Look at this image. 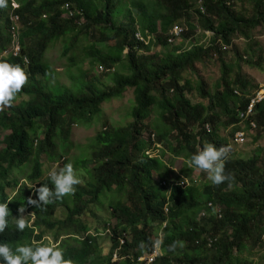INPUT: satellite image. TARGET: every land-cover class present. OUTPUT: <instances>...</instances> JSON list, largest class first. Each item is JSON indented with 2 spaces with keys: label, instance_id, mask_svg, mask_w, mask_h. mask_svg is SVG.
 I'll use <instances>...</instances> for the list:
<instances>
[{
  "label": "trees",
  "instance_id": "16d2710c",
  "mask_svg": "<svg viewBox=\"0 0 264 264\" xmlns=\"http://www.w3.org/2000/svg\"><path fill=\"white\" fill-rule=\"evenodd\" d=\"M20 1L15 10L22 24L20 52L1 61L21 66L28 81L19 93L24 95L22 102L0 113V203L10 197L3 185L17 182L11 179L14 169L32 183L53 188L51 181L43 178L42 157L48 164L61 159L60 148L70 141L74 128L97 124L104 115L103 105L123 98L129 90L134 91L135 105L132 123L123 127L104 123L90 156L76 161L73 168L80 174V183L74 186V194L33 209L38 220L34 225L42 232L33 235V227L22 232L15 228L18 209L28 206L30 191L23 188L8 203L11 214L0 242L14 249L19 244L40 242L44 236L55 242L65 237L60 247L70 264L71 258L80 264H111L117 250L120 255L150 251L152 224L170 219L181 225L173 227L164 242L166 255L155 264H264V157L259 153L225 164L229 180L244 188L232 199L224 193L215 195L218 190L213 187L205 194L196 184L175 186L166 213L170 189L157 184L158 177L164 181L171 174L165 161L169 155L172 164L186 161L181 174L193 180L188 164L191 155L207 144L226 147L229 140L222 132L233 128L234 136L242 129L239 113L247 109L251 90L258 86L240 69L234 74L233 64L226 60V48L244 38L246 47L243 52L233 47L234 57L262 66L264 56L256 49L263 50L257 31L259 27L264 30V0ZM66 2L74 11L67 18L63 16ZM9 7L10 0L7 7L0 8V51L11 39ZM176 26L184 31L172 37ZM208 32L213 34L211 43L202 45L196 37L200 33L204 38ZM59 39L65 42L64 55L73 51L66 66L71 86L50 82L57 71L45 55L50 44ZM156 48L162 50L145 55ZM214 60L223 67L216 89L197 70V64ZM95 66L104 69L103 76L110 77L112 86L100 80ZM74 68L77 75L72 74ZM189 73L198 80L189 79ZM192 95L203 101L194 103ZM255 109L258 128L264 132V100ZM249 127L247 122L246 129ZM8 129L10 133L2 137ZM157 152L161 157L154 156ZM16 186L10 187L15 190ZM210 194L220 204L222 218L205 217L206 224H197L196 216L205 204L202 197L209 199ZM107 216L119 221L110 248L101 246L96 237L108 227ZM183 225L188 233L184 249L175 242ZM127 233L133 239L121 245L119 239H126ZM203 234L215 241L214 247L195 245V239ZM173 243L175 249L169 250ZM253 250L263 253L255 256Z\"/></svg>",
  "mask_w": 264,
  "mask_h": 264
},
{
  "label": "clouds",
  "instance_id": "9594fccd",
  "mask_svg": "<svg viewBox=\"0 0 264 264\" xmlns=\"http://www.w3.org/2000/svg\"><path fill=\"white\" fill-rule=\"evenodd\" d=\"M69 3L70 2H66L63 5V16L65 18L74 15V11L71 9ZM21 4L22 3L20 0H10L9 19L11 24L10 26H8L9 28L8 31H10L11 33V39L7 43L5 48L0 51V113L12 107L13 103L22 102V100L20 101L18 99L20 97H22L23 99L24 97L20 96L19 93L21 92V89L28 81V76L25 70L21 66L13 65L8 62L1 61L2 59L9 57L10 55L16 56L20 52V43H19L18 35L20 32V28L22 27V24L20 20L21 16L18 13H16L15 10L19 9ZM7 6H8V0H0V8H5ZM139 38H141V35H139ZM103 70L104 69H101V71ZM262 86L263 85H260V87L256 89V91L252 94L251 99ZM256 113L257 112L255 109V114ZM255 114L251 117V119L255 120V122L257 123L256 118L254 117ZM250 120L249 119L245 121L241 120L242 129L237 130L234 136H231L232 138L234 137V142H236V144L238 142L241 143L242 141L247 139L246 133L248 132V130L253 131L255 129L254 127L251 126ZM247 122H249L250 124L249 129H246ZM243 123H245L246 126H243ZM257 128H258V123H257ZM232 129L233 128H231L230 135L232 134ZM209 130H211L210 126H209ZM239 133L244 134L242 140L239 139ZM5 135L8 134L4 132L1 136L4 137ZM227 138L229 140V144L226 147L222 146L217 148L212 144H207L203 148V150L199 151L196 154L191 155L188 164L189 167L193 170L192 171L193 180L181 174V171L179 177H182L183 181H179V177L175 182H173V180L170 179H165L163 181L162 178L160 177L157 178L158 185H162L170 189V193L168 195L169 204L165 207L166 213L169 212V206L171 204L170 198L172 192L174 191L175 186H182L188 188L192 184H196L197 186H200L202 188L205 194H208L206 191L208 189H211V187H213L214 190H218L215 195L224 193L230 199L234 198L235 195L237 194L243 193L244 188L241 186L239 187L235 185L233 182H231V180H229L230 177L224 172L225 164L227 163L228 160L232 159V155L234 154V151L231 150L232 145H235L233 144V140L230 142V138L229 137ZM2 146L3 145L0 144V147ZM155 155L156 154H154V156ZM43 163L45 166L46 161L45 162L43 161ZM15 170L17 169L13 170L11 179L12 180L17 179V182H12L8 185H3L7 187V193L9 194L10 197L8 198L7 202L0 203V233H3L5 229L8 227L9 221L7 217H9V215L11 214L8 207V203H10L18 195L21 189L23 188L29 189L30 196L27 198L28 206L24 208L25 206L23 205V207H20L18 209L20 213V218L14 221L16 230L20 232L24 231V229L28 226L33 228L35 227V225L31 226V223L35 219H37L33 210L35 207L37 208L39 206H46L49 203L53 202L54 200L63 199L67 195L74 194L75 192L74 186L80 183V174L78 173L77 170H74L73 164L71 162L66 163L63 166V168L59 169V171L51 170L47 172V169H45L44 167L43 178L49 179L52 185L54 186L53 188H50L47 184L39 185V183H32L25 177L15 176L14 175ZM197 173L200 175L201 179L196 178ZM18 175H20V171ZM169 180L171 182H169ZM227 180H229V182H227ZM14 184L17 185L15 190H13V188L10 187ZM230 186L232 189L229 190ZM215 195L210 194L211 198L209 199H206L205 196L202 197V199H205V204L203 205V207L200 208L196 216L197 224H201V223L206 224L203 221L205 217L216 216L218 218H222V209L220 204L215 202L214 199ZM23 212L26 214L27 220L23 219L24 216ZM104 221L108 222V227L105 230H102L96 236L98 237L99 242L102 244L101 246H104L106 244V241H108L111 244L110 237H113V231L115 230L116 226L119 223L117 218L115 217L111 218V216H107ZM105 225L102 228H105ZM175 225H181V223H179L178 221L173 223L170 219L161 223L158 222H156L155 224L153 223L151 229V235H150L151 245L148 246L150 251H146L140 254L131 252L127 255L124 254L120 255L119 250H117L114 253V255H112L111 257V261H112L111 264H155L159 258L166 255V252L164 250V242L165 240H168L171 237L172 229ZM185 227H186L185 225H183V228L179 227V229L177 230L178 236L175 239V242L182 249H184L187 246L186 236L188 233L186 232ZM190 231H193V229L191 228ZM45 237H50V236H44L40 242H34L33 245L19 244L14 249L10 247L8 243L0 242V264H70V262L65 259L66 257L64 258L63 251L60 247L61 241L65 237L60 238V240L58 241L59 243L53 240L55 243H58L57 246H54L52 244L46 246L45 243H43V239ZM132 239L133 236L131 235V233H127L126 239L121 238L119 240L121 242V245H125L127 242H131ZM262 239H264V236ZM205 242L206 244H204ZM214 243L215 241H213L212 238L209 237V235L207 234H203L200 239H195V245L198 247L207 245L208 249H210L214 247ZM144 246H145L144 243L141 242L140 247L144 248ZM175 246H176L175 243H173L172 245L169 246V250H174ZM74 252L71 254V256L74 254ZM71 264H80V263L76 259L71 258Z\"/></svg>",
  "mask_w": 264,
  "mask_h": 264
},
{
  "label": "rangeland",
  "instance_id": "374dc122",
  "mask_svg": "<svg viewBox=\"0 0 264 264\" xmlns=\"http://www.w3.org/2000/svg\"><path fill=\"white\" fill-rule=\"evenodd\" d=\"M2 24L5 26V28L6 26H8L5 24V21H3ZM212 36L213 34L208 32L206 33V37L202 38L201 34L199 33L196 38L200 40V43L202 45L209 46L211 43ZM257 38L262 43L261 47L263 48V50L260 49L258 51L256 49V53L263 54L264 56V30L261 31L260 27L257 31ZM64 43H65L64 40L59 39L53 44H50L49 48L47 49L48 52L46 54V58L51 63L52 65L51 68L57 71V75L55 77H51L50 82L55 83L56 81H59L62 84L71 86L70 84L71 81L69 78L70 72H68L66 66L68 64V57L73 54V51L70 50L67 55H64ZM233 47H236L239 49L240 52H243L244 48L246 47V40L244 38H238L235 40L234 46H227L226 48L229 51V55L226 57V60L227 62L233 64L234 74L240 69L254 86H258L259 88L260 85H264V58L261 59L262 66L248 65L244 61H240V59H236L234 57L235 51H233ZM161 50H162L161 48H156L152 52L147 53L145 55H153L155 52H160ZM239 63L241 64V68L238 67ZM84 68L88 69L87 66H84ZM93 70L102 82H104L108 87L112 86V81L110 80V77L103 76L105 71H100L99 66H95ZM197 70L200 71V73L205 77L206 81H208V83L210 84V87L214 89H216L217 84L221 81L223 77V67L221 63L218 62V60H214L212 62L209 61L208 63L207 62L199 63L197 64ZM78 73L79 72L77 71L76 68L72 70V74L77 75ZM188 78L194 80V82L198 80V76H195L192 73L188 74ZM256 89L257 88H253L251 90L252 94L256 91ZM134 99H135L134 91L129 90L124 95L123 98L103 105L104 115L101 117L100 119L101 121H99L97 124L95 123L91 128L75 127L72 132L70 141L60 148L61 159H58L55 163L45 164L44 167L45 169H47V172L51 170L59 171V169L63 168L62 163L65 160L71 162L74 167L76 161L78 162V160H80L81 158L89 157L93 151L92 150L93 143H94V139L97 133L100 130L105 129L104 123L112 127H121V126L123 127V126H127L130 123H132L133 119L131 118V113H132L131 111H132L133 106L135 105ZM192 99L194 103L196 104L203 101L202 98L197 95H194V96L192 95ZM18 100L21 101L22 97H20ZM243 126H246L245 123H243ZM10 131L11 129H8L5 131V133L9 134ZM262 132L263 131L257 127L253 131L248 130V132L246 133L247 139L242 141L241 143L238 142L237 144L236 142H234V137L232 138L230 135L231 128L222 132L225 137L230 138V142L233 140V144H235V145H232V149H231L232 151H234V154L232 155V159H236V158L243 159V157L253 156L258 153L261 157H264V132L263 133ZM148 134L149 133L147 131L145 133L146 139L148 137ZM256 138L258 139L256 140ZM157 155L159 156L160 152H157L155 156ZM170 157L171 156L169 155L167 159L165 158V161L169 164L171 168V174L168 176V179L173 180V182H175L177 178L180 176L181 169H183L186 166V161L183 159L175 160L174 164H172L170 161ZM42 158H43V161L45 162L46 161L45 157L43 156ZM86 166L88 167V163L86 164ZM18 174H19V171L15 170L14 175L20 176ZM196 178L201 179L198 173H197ZM230 189H232L231 186L229 187V190ZM23 215H24L23 219L27 220L26 214L24 212H23ZM36 221L38 222V220L35 219L31 223V226H33L34 223H36ZM33 229H34L33 235H38L39 233L42 232L40 230L41 229L40 227H34ZM43 243H45L46 246L51 245V244L54 246H57L59 242L55 243L51 237H45L43 239ZM104 246L110 248L111 244L108 241H106V244ZM259 252L257 250H253L251 254L255 255V254H258ZM243 256L248 257L247 254H244ZM255 256H252L251 258ZM254 259H255V262L260 263V261L257 260V258H254Z\"/></svg>",
  "mask_w": 264,
  "mask_h": 264
},
{
  "label": "built area",
  "instance_id": "2783aa9c",
  "mask_svg": "<svg viewBox=\"0 0 264 264\" xmlns=\"http://www.w3.org/2000/svg\"><path fill=\"white\" fill-rule=\"evenodd\" d=\"M184 31V28L180 27V26H176L173 31L171 32V36H179L182 32ZM170 39V42H172L174 39ZM264 99V85L255 93V95L253 96V98L251 99V102L247 108L246 111H242L240 113V116L242 118L243 121L247 120V119H251V117L255 114V107L256 104L260 101H262ZM251 126L256 128L257 127V123L255 122V120L251 119ZM243 133H239V139H243Z\"/></svg>",
  "mask_w": 264,
  "mask_h": 264
}]
</instances>
